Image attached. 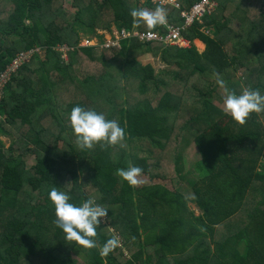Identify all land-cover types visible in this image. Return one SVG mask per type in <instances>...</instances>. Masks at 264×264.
Masks as SVG:
<instances>
[{
	"label": "trees",
	"instance_id": "trees-1",
	"mask_svg": "<svg viewBox=\"0 0 264 264\" xmlns=\"http://www.w3.org/2000/svg\"><path fill=\"white\" fill-rule=\"evenodd\" d=\"M178 1L71 0L70 10L64 0H0V72L18 52L42 49L11 75L0 103V264H264V112L243 124L229 115L220 127L227 114L216 104L217 77L236 93H264V0L257 14L253 0H218L185 29L188 47L133 34L166 26L134 24L130 8L159 6L167 23L182 25L180 9L198 0ZM121 30L131 35L104 46ZM74 105L118 121L124 147L78 148L67 119ZM190 138L201 156L192 199L116 175L131 163L152 180L182 179ZM51 187L77 203L97 198L108 208L98 246L112 235L119 245L101 257L66 239L52 223Z\"/></svg>",
	"mask_w": 264,
	"mask_h": 264
},
{
	"label": "clouds",
	"instance_id": "clouds-1",
	"mask_svg": "<svg viewBox=\"0 0 264 264\" xmlns=\"http://www.w3.org/2000/svg\"><path fill=\"white\" fill-rule=\"evenodd\" d=\"M128 15L134 24L143 22L147 29L166 23V16L159 6L153 10L130 8ZM216 84L223 89V111L236 122L243 124L250 113L264 112V93L259 89L246 87L236 93L217 77ZM68 124L74 142L80 149H91L94 144L119 145L126 137L125 129L115 119H106L102 112L93 108L74 105L68 113ZM142 169L129 163L126 168L116 169V175L129 185L137 184ZM48 198L53 205L52 223L59 228L65 238L85 248H97L101 257L107 256L119 245V238L112 235L103 245L97 243V227L101 218L107 216L108 208L97 202V198L88 196L80 202H74L68 191L51 187Z\"/></svg>",
	"mask_w": 264,
	"mask_h": 264
},
{
	"label": "built area",
	"instance_id": "built-area-1",
	"mask_svg": "<svg viewBox=\"0 0 264 264\" xmlns=\"http://www.w3.org/2000/svg\"><path fill=\"white\" fill-rule=\"evenodd\" d=\"M144 1V0H143ZM151 3L160 4V5H171L175 8H180L181 5L178 0H149ZM218 0H198L194 2L188 9H180V15L184 18V22L182 25L176 24H164L166 29L164 32L161 31H134V35L139 36L142 40H153L162 42L168 45H175L178 47H188L190 45V40L184 36L185 29L191 25L192 23L198 21L199 23H203V17L206 14H211L217 8ZM206 29V28H204ZM209 31V30H207ZM115 39L111 40L104 44V46L108 47L110 45H118V41L121 38H125L131 35V33L121 30L115 32ZM110 38V37H109ZM92 42L89 40L85 41L86 44H91ZM57 49L63 51V57L66 56V50L68 47L66 45L57 46ZM42 49L40 47L30 48L26 50H22L16 54L11 63L6 67L5 70L0 72V103L4 92V87L6 83L11 78V75L18 71V69L26 62H29L34 54L40 53Z\"/></svg>",
	"mask_w": 264,
	"mask_h": 264
},
{
	"label": "rangeland",
	"instance_id": "rangeland-1",
	"mask_svg": "<svg viewBox=\"0 0 264 264\" xmlns=\"http://www.w3.org/2000/svg\"><path fill=\"white\" fill-rule=\"evenodd\" d=\"M243 4H246V2H243ZM260 4H262V1H260V0L251 1V5L250 6L254 10V12H256V14L261 9V8H259ZM246 5H248V4H246ZM63 6L65 8L70 9V10L73 9V8H71V0H64ZM246 8H247L248 11H251L249 6H247ZM226 13H227V11H226ZM251 13H252V11L249 13V15H251ZM196 44H197L198 47L204 48L203 43L202 44L199 43L198 40L196 41ZM216 104L223 108V102L221 103L220 101L219 102L216 101ZM228 117H229V115L227 114L226 116H224L220 120V123H219L220 127L224 126V124L227 121ZM188 139H187V142H183L181 144V149H182L181 150L182 151L181 155H182V159H183V161H182L183 162V169H181V172H182V175L184 174V178L182 177V179H181L179 177H174L173 179H167L166 181H157V180L150 179L147 175L140 174L139 177L137 178L139 182L137 184H135V185L139 186V185H142V184L160 182V183L166 185L167 187H169L172 190L177 189V190L181 191L188 199L189 198L192 199L194 197V193H193L192 185L189 184L188 180L189 179H192L194 181L198 180L200 174H199L198 170H196V165L200 161L201 156H200V153H199L196 145L191 140V138H190L189 141H188ZM34 162H35L34 158H31V159H29L28 164L32 165ZM171 169L172 168H169V170H171ZM168 174L172 175L174 173H173V171H171ZM188 205H189V207L192 210L195 211L196 215L201 214V210L196 206L195 203H193L192 201L189 200ZM101 220H103L105 222L106 218H101ZM77 258H78L79 264H85L84 260L81 257H77Z\"/></svg>",
	"mask_w": 264,
	"mask_h": 264
},
{
	"label": "crops",
	"instance_id": "crops-1",
	"mask_svg": "<svg viewBox=\"0 0 264 264\" xmlns=\"http://www.w3.org/2000/svg\"><path fill=\"white\" fill-rule=\"evenodd\" d=\"M197 40H198L199 43H201V44L203 43L201 40L196 39V40H194V44H195L196 46H197V44H196V41H197ZM203 45H204V48H200V47L197 46V48H198V50H199L200 52H202V51L205 49V47H206V45H205L204 43H203Z\"/></svg>",
	"mask_w": 264,
	"mask_h": 264
}]
</instances>
